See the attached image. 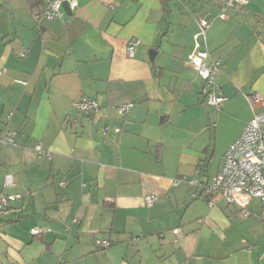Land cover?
Masks as SVG:
<instances>
[{
  "label": "crops",
  "instance_id": "0c3cea01",
  "mask_svg": "<svg viewBox=\"0 0 264 264\" xmlns=\"http://www.w3.org/2000/svg\"><path fill=\"white\" fill-rule=\"evenodd\" d=\"M77 1L41 19L43 3L0 0V194H22L0 215V264H264L261 200L245 216L206 191L254 115L246 94L264 95V0L228 19L216 0ZM196 41L221 59L220 107L189 62Z\"/></svg>",
  "mask_w": 264,
  "mask_h": 264
},
{
  "label": "built area",
  "instance_id": "2783aa9c",
  "mask_svg": "<svg viewBox=\"0 0 264 264\" xmlns=\"http://www.w3.org/2000/svg\"><path fill=\"white\" fill-rule=\"evenodd\" d=\"M65 0H46L41 19H53L62 17L64 13L63 2ZM71 9L78 6L77 0H66ZM248 0H216L219 10L216 14L221 19L230 18V9H241L247 4ZM199 30L196 34L206 38L207 29L210 20L207 17L199 19ZM140 38H131L128 42V53L132 56L135 53L136 46L140 43ZM24 55V52H20ZM189 62L197 70L198 75L204 82L205 98L208 103L220 107L228 98L223 92L217 81V74L220 70L221 59L210 58V52L206 48L200 47V42L196 41V48L189 56ZM22 81L20 79H16ZM246 98L254 110V115L245 125L239 136L228 146L224 154V161L212 180L206 184V191L209 198V204H214L213 196L220 194L225 197L231 204L238 205L242 208L243 214L248 216L251 213L249 204L254 198L261 200L264 208V109L255 108L256 103H260L264 107V95L254 91L246 94ZM74 105L80 111L91 112L99 107V102L89 96H82L74 101ZM133 106V102H125L119 105L118 110L121 114L127 113ZM107 129V128H106ZM119 131L120 128L116 127ZM15 132L9 131L2 138L4 142H13ZM36 148L43 151L49 158L52 152L44 149L41 142L37 143ZM197 183L198 180H193ZM5 185L14 184L12 174H6ZM61 181V184H64ZM22 197L21 193H2L0 194V215H2L9 207L11 201ZM156 200L155 194L146 196V203L152 205ZM179 228H174L173 232H177ZM33 233H40L43 227L31 228ZM138 238V237H136ZM97 243L102 246L111 244L109 239L100 238ZM264 254V253H263Z\"/></svg>",
  "mask_w": 264,
  "mask_h": 264
},
{
  "label": "water",
  "instance_id": "95a60500",
  "mask_svg": "<svg viewBox=\"0 0 264 264\" xmlns=\"http://www.w3.org/2000/svg\"><path fill=\"white\" fill-rule=\"evenodd\" d=\"M63 8H64L68 13H72V10H71V8H70V6H69V4H68V2H67L66 0L63 2ZM157 51H158V50H157L156 48H150V49H149V56H150L151 60H154Z\"/></svg>",
  "mask_w": 264,
  "mask_h": 264
},
{
  "label": "trees",
  "instance_id": "16d2710c",
  "mask_svg": "<svg viewBox=\"0 0 264 264\" xmlns=\"http://www.w3.org/2000/svg\"><path fill=\"white\" fill-rule=\"evenodd\" d=\"M29 2H30V4H31L32 7H35L36 5L38 6L41 3H43L42 9L39 12H37V14L39 16H41L42 15V12H43V9H44V5H45V0H43V1L42 0H29Z\"/></svg>",
  "mask_w": 264,
  "mask_h": 264
}]
</instances>
